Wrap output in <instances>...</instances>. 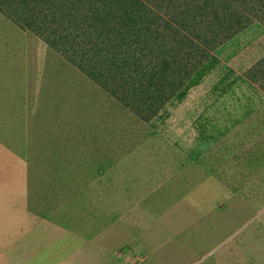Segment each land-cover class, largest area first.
Wrapping results in <instances>:
<instances>
[{"label":"rangeland","instance_id":"obj_1","mask_svg":"<svg viewBox=\"0 0 264 264\" xmlns=\"http://www.w3.org/2000/svg\"><path fill=\"white\" fill-rule=\"evenodd\" d=\"M38 116L32 264H264V0H0V153Z\"/></svg>","mask_w":264,"mask_h":264},{"label":"crops","instance_id":"obj_2","mask_svg":"<svg viewBox=\"0 0 264 264\" xmlns=\"http://www.w3.org/2000/svg\"><path fill=\"white\" fill-rule=\"evenodd\" d=\"M22 120L25 123L26 120L25 119ZM61 123L63 122L61 121ZM26 124L29 125L27 130L24 131L28 136L27 141L30 142L28 147L23 151H18L17 149H10V148L7 150L6 148H4L0 153V208H1L0 209V264H32L33 261L32 237L34 234V229L32 228L31 224L27 223L28 212L26 210V204L28 205V202H30V196H31V195L27 196L28 191H32L33 189L32 183H52V182L64 183L62 178L64 176V171H61L60 169L65 167V162H64L65 158L69 156H73V153L68 148L64 147L65 143L63 141V146L61 144L60 145L57 144L56 146L58 147L56 146L51 147L53 148L54 154H50L51 152H53L52 150H50L49 151L50 153H48L49 157H46L47 156L46 151L48 149L43 150V146L48 147V145H45V142H47L49 138L47 139L41 138L43 135L39 134L38 132H41L44 129L46 130L45 126L47 127V125L43 124L41 120V116L34 118V120H32L31 122L26 121ZM68 129L74 130L69 127ZM33 137H40L39 138L41 140L40 142H44V144L42 145L40 143L41 147L40 145H38L34 147L32 150L30 147H32V144L34 143ZM195 146L196 144L191 145V147H195ZM33 151H36L35 155L34 154L31 155ZM41 152L44 154L45 156L44 158L43 156L42 157L39 156L40 158L38 157V155ZM174 152L176 153L177 151ZM32 162H38L37 166L40 165V167H37V169L39 172L41 171L42 179H39V176H36L38 178L34 182L27 181L30 184H26V186H23L22 183L25 182L23 179L20 178V176H22L20 171L22 169L20 170L19 167L21 168L24 167L26 171L27 170L31 171L32 167H27V166H29ZM189 164L190 162L185 163V165H189ZM180 166L181 168H183L182 165ZM53 170H55L56 175L53 173ZM73 178L74 177L72 176V179L71 180L69 179L68 182L76 183V179ZM2 189H4L3 192L1 191ZM72 189H76V187L74 188V186H71L70 190ZM14 194H18L19 196L14 197ZM58 197H61L59 199L60 202L59 206H61L62 204H64V196H61L60 192H57V195L55 197L52 195L47 199L42 198L43 204H41L42 206L39 207H46L47 205L56 203ZM19 200H23V201H19ZM16 203H19L21 206L17 204L16 207L14 205ZM31 204H33V202ZM9 207L11 208L12 222H10V220L7 221L6 214ZM49 232L51 233L57 232L56 234H59L58 231H43V234H49ZM42 237H48V236L42 235ZM6 238L10 240L4 241V239Z\"/></svg>","mask_w":264,"mask_h":264},{"label":"trees","instance_id":"obj_3","mask_svg":"<svg viewBox=\"0 0 264 264\" xmlns=\"http://www.w3.org/2000/svg\"><path fill=\"white\" fill-rule=\"evenodd\" d=\"M155 36H157L156 34H155ZM175 49V48H174ZM178 50V49H177ZM90 76V75H89ZM149 108V110H150V112H152V113H154V111L156 110V107L155 106H153L151 109H150V107H148Z\"/></svg>","mask_w":264,"mask_h":264}]
</instances>
